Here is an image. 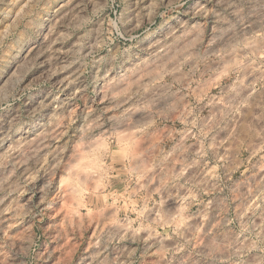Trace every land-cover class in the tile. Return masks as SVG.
I'll return each instance as SVG.
<instances>
[{
  "label": "rangeland",
  "instance_id": "rangeland-1",
  "mask_svg": "<svg viewBox=\"0 0 264 264\" xmlns=\"http://www.w3.org/2000/svg\"><path fill=\"white\" fill-rule=\"evenodd\" d=\"M176 262L264 264V0H0V264Z\"/></svg>",
  "mask_w": 264,
  "mask_h": 264
},
{
  "label": "bare ground",
  "instance_id": "bare-ground-1",
  "mask_svg": "<svg viewBox=\"0 0 264 264\" xmlns=\"http://www.w3.org/2000/svg\"><path fill=\"white\" fill-rule=\"evenodd\" d=\"M202 218H203V217H202ZM202 218H199V219H202ZM196 219H197V218H195V220H196ZM197 221H198V219H197ZM202 221H203V220L200 221L201 224H202ZM195 222H196V221H195ZM203 222H204V221H203ZM195 224H197V222H196ZM198 224H199V222H198ZM201 224H199V225H200V227L203 229V227H205V225H203V227H202ZM203 224H204V223H203ZM199 225H198V227H199ZM208 225H209V226H210V225H213V223H212V222H211V224L208 223ZM194 226H195V225H194ZM206 227H207V226H206ZM209 228H210V227H209ZM209 228H208V227L205 228V230H204V232H203V235H204V236H207V234L209 233V231H211L212 228H211V229H209ZM202 231H203V230H202ZM206 233H207V234H206ZM200 235H202V234L200 233ZM203 235H202V236H203ZM209 235H210V234H209ZM209 237H210V236H209ZM209 237H208V238H209ZM205 238H207V237H204V239H205ZM208 238H207V239H208ZM201 239H202V238H201ZM207 239H205V240L202 239L201 241H203V242L206 243V240H207ZM208 240H210V239H208ZM217 241H218V240H217ZM213 242L215 243L214 240H213ZM199 244H200V243H199ZM203 244H204V243H203ZM210 244H211V243H210ZM199 246H200V245H199ZM202 246H203V245H202ZM204 246H205V244H204ZM204 246H203L204 250H205L206 247L208 248V244L206 245V247H204ZM209 247H211V246H209ZM200 248H201V247H200ZM201 249H202V248H201ZM205 251H207V250H205ZM208 251H209V248H208ZM175 261H176V260H175ZM175 261H174V262H175ZM179 262H180V260H179ZM177 263H178V262H176V264H177ZM180 264H181V263H180ZM182 264H183V263H182Z\"/></svg>",
  "mask_w": 264,
  "mask_h": 264
}]
</instances>
